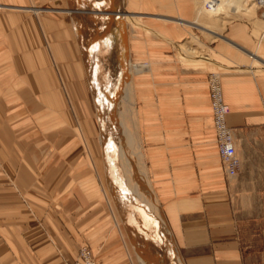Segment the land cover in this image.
<instances>
[{"label":"crops","instance_id":"1","mask_svg":"<svg viewBox=\"0 0 264 264\" xmlns=\"http://www.w3.org/2000/svg\"><path fill=\"white\" fill-rule=\"evenodd\" d=\"M127 2L139 20L130 61L145 66L132 75L137 144L173 246L183 264H251L247 212L264 197V29L233 22L187 61L180 45L199 28L154 16L191 23L196 0ZM70 11L71 0H0V264H74L83 246L98 264H143L147 228L113 185ZM210 74L230 108L236 185L218 152Z\"/></svg>","mask_w":264,"mask_h":264},{"label":"bare ground","instance_id":"2","mask_svg":"<svg viewBox=\"0 0 264 264\" xmlns=\"http://www.w3.org/2000/svg\"><path fill=\"white\" fill-rule=\"evenodd\" d=\"M241 1L206 0L204 10L213 16H219L227 7H231L234 14L249 13L260 7L255 0L246 1L244 5H241ZM71 5L70 13L85 54L99 112L101 140L113 185L139 208L141 219L147 228L144 233L138 230L147 238V241L141 239L144 244H140L143 246L139 250L140 259L143 264H183L169 231L158 214L155 198L147 182L140 145L138 143L134 146L138 141V133L130 79L134 72L145 70V66H133L130 61L125 20L129 16L135 18V14L126 13L127 0H71ZM154 17L197 27L195 23L181 19L175 20L163 15ZM200 29L215 38L220 37V34L210 29ZM91 52L95 53L94 60Z\"/></svg>","mask_w":264,"mask_h":264},{"label":"rangeland","instance_id":"3","mask_svg":"<svg viewBox=\"0 0 264 264\" xmlns=\"http://www.w3.org/2000/svg\"><path fill=\"white\" fill-rule=\"evenodd\" d=\"M143 1L144 4L146 3L148 4V0H143ZM151 1L156 3L159 2L154 0ZM246 1H251V0H242L241 5H244ZM205 2L206 0H196V10H195L196 17L195 20L191 23H195L197 25V28H199L197 32V35L199 37H196L194 34H192L190 40L187 39L183 43H181L180 48L183 52V57L185 58L184 60L194 61L196 60V58H200V56L201 58L202 57L204 58L205 57L204 50L205 51L207 50L206 43L211 44L218 40L212 35L203 32L200 29V27L210 29L214 32H217L220 35H222L225 32L227 26H229L233 22H250V23H254L255 25H257V23H260L264 29V17L262 11H260L261 10L260 7L258 8L256 7L255 9H253V11L249 13L240 12L238 14H234L231 10V7H227L219 16H213L212 14L204 10ZM127 4L128 6L126 7V13L131 14L128 12L129 2H127ZM173 19L176 20V18ZM125 21H126L125 27L127 28L126 37L128 39L129 31L137 27L139 20L135 18L134 19L126 18ZM255 63L257 64L255 66H261L260 63L258 62ZM132 65L134 66L135 64L132 63ZM130 80L132 81V77ZM136 144L137 142L134 144V146ZM231 181L233 182L234 185H236L237 178ZM255 197H256V202L255 205L253 206V210H251V212L250 211L247 212V214H250V218H251L250 229H251V234L253 235V245H254L253 251L255 253V257L252 259L251 264H264V197H262L261 195H257Z\"/></svg>","mask_w":264,"mask_h":264},{"label":"built area","instance_id":"4","mask_svg":"<svg viewBox=\"0 0 264 264\" xmlns=\"http://www.w3.org/2000/svg\"><path fill=\"white\" fill-rule=\"evenodd\" d=\"M261 8L264 17V0H255ZM254 59V57L252 56ZM210 101L212 108L213 127L216 134L218 152L226 176L229 179H236L239 173L240 160L237 154V140L235 130L227 124V116L230 108L225 102L223 88L220 78L216 74L208 76ZM74 264H98L91 249L83 246Z\"/></svg>","mask_w":264,"mask_h":264}]
</instances>
